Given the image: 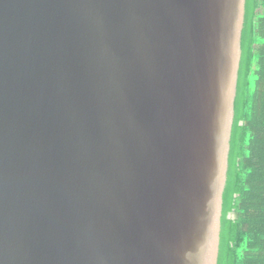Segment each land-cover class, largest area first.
I'll list each match as a JSON object with an SVG mask.
<instances>
[{"label":"water","instance_id":"95a60500","mask_svg":"<svg viewBox=\"0 0 264 264\" xmlns=\"http://www.w3.org/2000/svg\"><path fill=\"white\" fill-rule=\"evenodd\" d=\"M245 0H0V264H217Z\"/></svg>","mask_w":264,"mask_h":264},{"label":"trees","instance_id":"16d2710c","mask_svg":"<svg viewBox=\"0 0 264 264\" xmlns=\"http://www.w3.org/2000/svg\"><path fill=\"white\" fill-rule=\"evenodd\" d=\"M217 264H264V0H245Z\"/></svg>","mask_w":264,"mask_h":264}]
</instances>
